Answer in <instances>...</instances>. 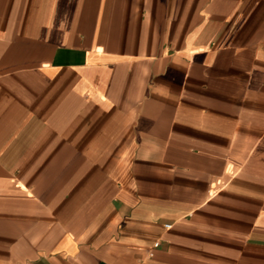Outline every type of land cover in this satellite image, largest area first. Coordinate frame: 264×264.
<instances>
[{"label": "crops", "instance_id": "1", "mask_svg": "<svg viewBox=\"0 0 264 264\" xmlns=\"http://www.w3.org/2000/svg\"><path fill=\"white\" fill-rule=\"evenodd\" d=\"M0 264H264V0H0Z\"/></svg>", "mask_w": 264, "mask_h": 264}, {"label": "built area", "instance_id": "2", "mask_svg": "<svg viewBox=\"0 0 264 264\" xmlns=\"http://www.w3.org/2000/svg\"><path fill=\"white\" fill-rule=\"evenodd\" d=\"M171 227V224H165V228H170ZM157 245V244H155Z\"/></svg>", "mask_w": 264, "mask_h": 264}]
</instances>
